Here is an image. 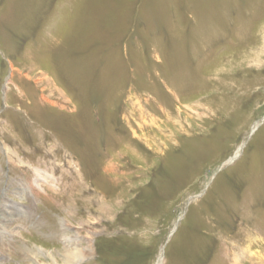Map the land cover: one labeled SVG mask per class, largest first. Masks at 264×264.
Instances as JSON below:
<instances>
[{"label": "rangeland", "instance_id": "1", "mask_svg": "<svg viewBox=\"0 0 264 264\" xmlns=\"http://www.w3.org/2000/svg\"><path fill=\"white\" fill-rule=\"evenodd\" d=\"M160 260L264 264V0H0V264Z\"/></svg>", "mask_w": 264, "mask_h": 264}, {"label": "water", "instance_id": "2", "mask_svg": "<svg viewBox=\"0 0 264 264\" xmlns=\"http://www.w3.org/2000/svg\"><path fill=\"white\" fill-rule=\"evenodd\" d=\"M235 159H236V157H233V158L231 159V162H233Z\"/></svg>", "mask_w": 264, "mask_h": 264}, {"label": "bare ground", "instance_id": "3", "mask_svg": "<svg viewBox=\"0 0 264 264\" xmlns=\"http://www.w3.org/2000/svg\"><path fill=\"white\" fill-rule=\"evenodd\" d=\"M159 264H161V260L159 261Z\"/></svg>", "mask_w": 264, "mask_h": 264}]
</instances>
